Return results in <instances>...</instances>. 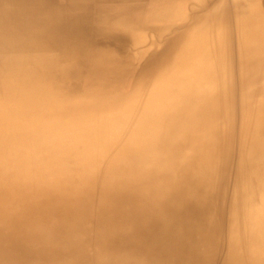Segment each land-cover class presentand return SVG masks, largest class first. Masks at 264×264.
Returning <instances> with one entry per match:
<instances>
[{
    "label": "bare ground",
    "instance_id": "obj_1",
    "mask_svg": "<svg viewBox=\"0 0 264 264\" xmlns=\"http://www.w3.org/2000/svg\"><path fill=\"white\" fill-rule=\"evenodd\" d=\"M0 264H264V0H0Z\"/></svg>",
    "mask_w": 264,
    "mask_h": 264
}]
</instances>
